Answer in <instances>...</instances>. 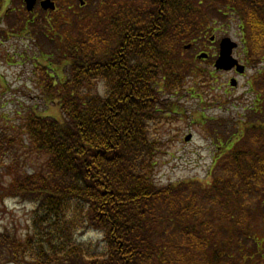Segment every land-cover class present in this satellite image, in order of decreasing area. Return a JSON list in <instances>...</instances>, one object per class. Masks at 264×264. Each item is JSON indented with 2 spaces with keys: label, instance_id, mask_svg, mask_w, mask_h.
<instances>
[{
  "label": "trees",
  "instance_id": "16d2710c",
  "mask_svg": "<svg viewBox=\"0 0 264 264\" xmlns=\"http://www.w3.org/2000/svg\"><path fill=\"white\" fill-rule=\"evenodd\" d=\"M160 1L90 0L99 5L72 14L76 34L69 27L57 43L65 75L41 74L61 117L30 110L23 123L42 165L1 188L33 204L29 233L0 231L1 264H264V232L254 227L264 224V117L215 136L233 140L208 182H157L152 128L178 111L185 72L198 87L205 80L181 45L201 13L188 0ZM219 1L239 18L249 59H261L264 0ZM2 21L43 34L21 2L0 0ZM10 132L0 128L8 163L17 162ZM90 231L99 241L82 239Z\"/></svg>",
  "mask_w": 264,
  "mask_h": 264
},
{
  "label": "rangeland",
  "instance_id": "374dc122",
  "mask_svg": "<svg viewBox=\"0 0 264 264\" xmlns=\"http://www.w3.org/2000/svg\"><path fill=\"white\" fill-rule=\"evenodd\" d=\"M9 1L12 5L23 3V0ZM68 1L55 0L57 5L60 4L59 12L56 11L59 23L55 25H50L49 19L50 17L54 19V17L46 15L38 3L35 5L34 12L31 14V17L34 15L33 25L44 30L42 35H36L37 38H34V33L18 31L21 21L16 25L15 23L10 25L6 21L0 22V25L4 24L7 32L13 31V35L6 36L5 31L0 28V128L7 132L11 131L13 140L10 149L15 144L17 145V162L8 163L9 158L0 160V231L11 228L19 237H24L26 232H30L33 204L28 199L23 201L18 195L13 197L12 193L9 194L1 188H5L20 172L39 170L44 160L43 155L33 149L30 139L23 130L24 119L30 110L61 117L60 108L56 99H53L54 94L49 97L41 91L44 87L41 74L50 72L53 77L59 78L63 77L67 71L65 62L60 60L59 50L48 43L50 40L48 37H56L57 28L65 31L69 27L72 28L69 34L73 33L72 36H74L77 26L73 24L72 11L75 9L80 13L95 9L96 5H99V2L90 5V0H85V5L81 6L79 0ZM201 1L188 0L192 6H196L199 13L202 14L203 11L207 13V15H202V24L207 25L209 31L215 28L216 35L226 34L238 41L239 29L236 15L228 10L225 15L218 11L219 9L226 11L222 4L223 1ZM69 3L72 7H68ZM33 29L36 27L33 26ZM185 40L181 45L186 42ZM46 52L47 59H42ZM188 55L189 53L184 51L183 59L189 60ZM194 62L197 63L196 60ZM198 65L203 66L204 64L199 63ZM258 69V78L261 80L259 84L262 87L264 86L262 78L264 68L261 62H257L255 66H248L245 75L238 77L239 84L234 88L223 86V81L228 83L227 76L224 74L221 78L215 76L214 79L205 80L198 87L194 81L198 82L200 77L192 78L190 71L184 73L181 86L177 88L176 95L173 94V100L177 103L174 105L178 106V111H166L152 128L154 135L161 142L156 167L158 183L164 184L182 179H198L202 182L210 180V171L214 167L213 158L216 157L219 150L217 147L220 145L215 136L219 134L227 137L228 134L237 132L241 121L242 123L255 122L258 117L256 113L247 109L254 98V93L247 81ZM98 87L101 88L100 83ZM100 88L98 89L101 90ZM187 133H191L192 136L189 140H184L183 137ZM220 140L222 143H230L233 139L221 138ZM10 156L13 160L14 154L11 153ZM261 205H264V200ZM254 227L256 233L264 232V224L259 218ZM99 238L98 234L93 231L85 233L82 237L84 240L91 239L93 242L99 241Z\"/></svg>",
  "mask_w": 264,
  "mask_h": 264
},
{
  "label": "flooded vegetation",
  "instance_id": "af4514ba",
  "mask_svg": "<svg viewBox=\"0 0 264 264\" xmlns=\"http://www.w3.org/2000/svg\"><path fill=\"white\" fill-rule=\"evenodd\" d=\"M55 7H58V5L56 3H55ZM68 7H72V4L69 3ZM55 9H57V8H55ZM54 10H52V11H54ZM46 12H49V10H46ZM73 12L76 13V10L74 9V11H72V13ZM222 13L227 14L226 11H223ZM199 29L200 30H208V27L205 26V27H202ZM238 29L241 30V27L239 24H238ZM215 30H216L215 28H211V32L209 31L210 35H208V36H206V34L203 33L202 35L199 34L197 37H194L192 39V41L188 43L189 47L187 50H189L193 56H198L199 53H203L204 56L202 58H200L201 60L200 59L199 60L201 63L204 64L206 69H209L210 76H217L218 75L220 77H223L222 74H224V76H227L226 81L228 83L223 81L222 82L223 86L226 85L230 88L235 87L239 84L238 77L245 75L247 65L250 64L248 54L243 49L245 47L243 45V43L245 42V38L239 32L240 35H238L239 39L237 41V46L233 49V56L237 60V63L243 64V68L241 67L242 70L239 71L237 69V66H234V65H232L231 67H229L227 69H216L215 67H213V63H214V59L216 58V56L218 54L219 40L222 37L226 36V34L216 35ZM59 36H62V34L59 33ZM51 39L52 38H50V40ZM50 42H51V45L55 47L54 42L53 41H50ZM238 48H240L241 50L238 51L237 50ZM258 76H259L258 72L253 73L250 76L249 80L247 81V84H248L249 88L254 93L253 107L255 108V110H258L260 112V111H263L262 110L263 109V107H262V96L260 94H258V93H260V91L258 90L259 87H257L256 83H255L256 81H258V83L261 81L258 78ZM232 84H233V86H232ZM254 90H256L257 92H255ZM257 119H260V118H257Z\"/></svg>",
  "mask_w": 264,
  "mask_h": 264
},
{
  "label": "water",
  "instance_id": "95a60500",
  "mask_svg": "<svg viewBox=\"0 0 264 264\" xmlns=\"http://www.w3.org/2000/svg\"><path fill=\"white\" fill-rule=\"evenodd\" d=\"M36 0H25L26 3V9L27 10H31L35 4ZM40 4L43 8H54V3L52 0H41ZM236 45V43L234 41H232L229 37H223L220 40L219 43V56L217 57L216 61H215V65L216 67H223V68H228L231 67L236 60L231 56V51L232 48ZM242 66L239 65L237 66V69L239 71L242 70L241 68ZM186 139L189 138V135H187L185 137Z\"/></svg>",
  "mask_w": 264,
  "mask_h": 264
},
{
  "label": "bare ground",
  "instance_id": "6f19581e",
  "mask_svg": "<svg viewBox=\"0 0 264 264\" xmlns=\"http://www.w3.org/2000/svg\"><path fill=\"white\" fill-rule=\"evenodd\" d=\"M49 38V37H48ZM48 43L51 45V42H50V40L48 41Z\"/></svg>",
  "mask_w": 264,
  "mask_h": 264
}]
</instances>
